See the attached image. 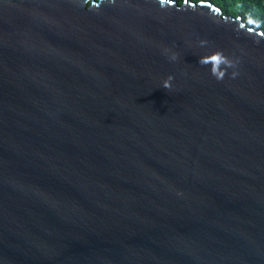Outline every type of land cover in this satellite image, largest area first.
Here are the masks:
<instances>
[{"label": "water", "instance_id": "95a60500", "mask_svg": "<svg viewBox=\"0 0 264 264\" xmlns=\"http://www.w3.org/2000/svg\"><path fill=\"white\" fill-rule=\"evenodd\" d=\"M0 264H264V32L0 0Z\"/></svg>", "mask_w": 264, "mask_h": 264}, {"label": "trees", "instance_id": "16d2710c", "mask_svg": "<svg viewBox=\"0 0 264 264\" xmlns=\"http://www.w3.org/2000/svg\"><path fill=\"white\" fill-rule=\"evenodd\" d=\"M179 6L185 2H210L222 11L223 16L241 18L247 27L264 32V0H172Z\"/></svg>", "mask_w": 264, "mask_h": 264}]
</instances>
